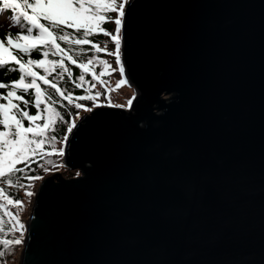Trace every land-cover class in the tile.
Instances as JSON below:
<instances>
[{"label":"water","instance_id":"water-1","mask_svg":"<svg viewBox=\"0 0 264 264\" xmlns=\"http://www.w3.org/2000/svg\"><path fill=\"white\" fill-rule=\"evenodd\" d=\"M121 61L131 107L77 119L18 264H264V0H128Z\"/></svg>","mask_w":264,"mask_h":264},{"label":"snow or ice","instance_id":"snow-or-ice-1","mask_svg":"<svg viewBox=\"0 0 264 264\" xmlns=\"http://www.w3.org/2000/svg\"><path fill=\"white\" fill-rule=\"evenodd\" d=\"M127 0H8L0 5V13L11 9L13 15L9 18L12 27L18 29L15 38L9 33L7 44L9 47H15L21 54L18 58L9 51V48L3 46L0 42V67L14 62L17 67L8 68V71H19L21 75L17 82L5 84L0 82V89H7L6 92L0 93V200L6 201L12 205L13 200L6 194V188L13 186L21 187L18 173H24L25 169L17 168V164L25 163L30 167L31 160L36 156H48L56 153L54 147L55 136H49L48 131H55L56 120L63 121L64 117L56 109V105L66 107L63 101L67 100L68 104L73 105L76 109L84 107L78 101L90 100L95 104V100L100 93L92 94L90 85L86 89L84 95L73 98V94L66 89H62L59 84L64 81L65 74L69 81H72L73 72L65 63L64 57L71 65H75L83 70V73L90 71L89 66L94 64V57L88 56L85 60L74 58L73 46H82L92 43L89 37L94 31L103 32L104 35H110L111 42L115 44V51L108 53L117 58L120 62V46L121 38L119 33L112 35L105 31L101 24L104 21L114 19L116 25H121L124 17V7ZM30 10V11H29ZM118 13L117 18L107 15V13ZM47 21V24L41 21ZM66 29H74L75 33L66 31ZM15 39V43H14ZM67 47H61V43ZM43 46V47H38ZM95 52L107 51V42L104 49L93 44ZM31 50H37L41 53L42 59L34 60L31 58ZM77 51L83 55L86 49L80 47ZM58 57L57 59H49V57ZM27 57V59H25ZM105 64V61H100ZM34 67L43 69L44 74L41 75L34 71ZM119 71L123 73V65L120 64ZM55 74V75H54ZM95 78V74H93ZM51 77V79H49ZM38 81H42L46 88H42ZM77 89L83 88L87 83L85 75H79V82L72 81ZM121 83H127L122 80ZM29 90H34L32 104L38 110L44 105L43 112L30 114L28 109L30 101L25 100L24 96L29 95ZM18 92L20 94H18ZM67 92V94H66ZM128 101L131 107L132 100ZM14 101L23 103L24 108ZM99 107L100 105H95ZM86 111H92V108H85ZM56 118L54 120L53 118ZM79 116L77 114L76 119ZM44 119L43 124H36L38 120ZM29 121V126L24 127L23 121ZM72 127H75V119L71 121ZM72 127L68 131H72ZM66 140V137H65ZM48 144L52 147V151H43L44 145ZM59 155H63V151L59 150ZM29 179H40V177H29ZM28 195H31L29 192ZM19 204V202H15ZM0 206H3L0 204ZM3 219L0 218V234H4L0 239V254L12 251L11 246L22 243L21 239H8L6 234L17 230H22L23 225L16 221V225H10L8 228L3 227Z\"/></svg>","mask_w":264,"mask_h":264},{"label":"trees","instance_id":"trees-1","mask_svg":"<svg viewBox=\"0 0 264 264\" xmlns=\"http://www.w3.org/2000/svg\"><path fill=\"white\" fill-rule=\"evenodd\" d=\"M5 2V0H0V5H2ZM9 3L12 2V0H8ZM16 2H20V0H16ZM125 8V7H124ZM30 11V10H29ZM13 15V12L11 9L5 10L4 12L0 13V42L3 43V46L6 48H9V51L12 52L14 55H17L18 58L21 55L18 52V49L15 47H9L7 44V38L9 33H11L12 37L15 38V36L18 34V29L16 27L11 26L10 17ZM107 15L112 16L113 18L118 17V13L116 12H110L107 13ZM42 23L47 24V21H41ZM101 27L111 33L112 35H116L119 33V36L121 38V25H116L114 23V19L111 21H104L101 24ZM66 31L75 33L74 29H66ZM89 40L92 41V43L88 45H82V46H73V52L70 54L74 55V58H77L78 60H85L88 56L94 57V64L90 65V71L88 73H83V70L75 65H71L69 61H67V58L64 57L65 63L73 72L72 81L79 82V75L84 74L87 83L84 84L83 88L77 89L74 87V84L72 81H69L67 74H65L64 81L59 84V86L62 89H66L68 92H71L73 94V98L84 95L86 93V89L90 87V85H95L94 88H92V94L95 95V93H100V96L95 100V104L93 101L90 100H84V101H78L80 104H82L84 107L80 109H76L73 105L68 104L67 100H64L63 103L66 105V107H60L59 104H57L55 107L57 111L61 113V115L64 117L63 121L56 120L54 117L53 119L56 120L55 122V131H48L49 136H55L56 140L53 142L54 147L56 149V153L53 155L48 156H36L31 160L30 167H28L27 164L21 163L17 164V168H23L25 169L24 173H18L17 175L21 177L19 180V184L22 185L21 187L13 186L11 188H6V194L13 200V204L9 205L6 201L0 200V204L3 206H0V218L3 219V227L8 228L10 225H16V221H19V224L23 225L22 230H19V225H16L17 230L8 232L6 234V238L8 239H21V231L22 236L24 235L25 229H26V222L21 218V212L25 210L27 207V202L30 197H32L35 187L38 183V181L45 176L46 174H49L51 172L59 171L64 169V176H70L72 175V171L68 170L64 166V159L63 155H59V150L63 151V144L66 141L65 137L68 136V128L71 126V121L75 119L76 116L82 115V113L89 112L86 111L85 108H92L97 107L95 105L100 106H112L117 107L121 104L120 100L121 97H117L114 90V83L113 79L116 77L118 82H122V80H125V72L121 73L119 71V67L121 64V60L118 63L117 58L114 55H109L108 53L115 51V44L114 42H111L110 35H104L103 32L94 31L93 35L89 37ZM14 39V43H15ZM59 42V41H58ZM105 42H107V51H100L99 53L95 52L93 49V44L100 47L101 49H104ZM61 43V47H67L66 45ZM43 47V46H38ZM83 47L84 49L88 50L85 54L81 55L77 49ZM120 53H121V46H120ZM31 58L34 60L42 59L41 53L37 50H31ZM58 57H49V59H57ZM27 59V57H25ZM100 61H105L107 65H110V67L106 68L105 64L100 63ZM11 67H17V65L14 64V62L9 63L7 65H4L0 67V82L5 84H10L12 82H17L19 76L21 73L19 71H8V68ZM124 69V68H123ZM34 71L38 72L39 74L43 75V69L34 67ZM95 74V78L93 76ZM55 75V74H54ZM111 75V77H110ZM51 79V77H49ZM127 80V79H126ZM38 83L41 84L42 88H46L47 86L43 84L42 81H38ZM125 87V89H129L126 92V98H122L125 102V106L128 105V101L133 98V92L134 88L130 85V83L127 81V83H122ZM7 89H0V93L6 92ZM131 91L129 94L128 92ZM30 94L25 95L24 99L30 101L28 106V111L30 114H37L39 112H43L44 105L40 106V109L38 110L36 107L33 106V96H34V90H29ZM18 94H20L18 92ZM67 94V92H66ZM14 103H17L20 105L21 108H24V105L20 101H14ZM99 106V107H100ZM2 118V117H0ZM45 121L44 119L38 120L35 123L36 124H43ZM24 127L29 126V121L24 120L23 121ZM43 151L48 152L52 151V147H50L48 144L44 145ZM29 177H40V179H29ZM31 193V195H28V193ZM19 202V204H16L15 202ZM4 234H0V239H2ZM21 244H14L11 246L12 251H9L4 254H0V264H17V255L21 248Z\"/></svg>","mask_w":264,"mask_h":264},{"label":"rangeland","instance_id":"rangeland-1","mask_svg":"<svg viewBox=\"0 0 264 264\" xmlns=\"http://www.w3.org/2000/svg\"><path fill=\"white\" fill-rule=\"evenodd\" d=\"M128 1V0H127ZM127 4V3H126ZM125 7H126V5H125ZM120 60H121V55H120ZM121 64H122V61H121ZM123 65V64H122ZM125 72V71H124ZM110 77H111V75H110ZM117 77V76H116ZM116 77H114V79L112 80L113 81V83H114V90H115V95L117 96V97H121V100H120V102H121V104L118 106V108H122V109H126V110H128L129 109V106L127 105V106H125V102H124V100L122 99V98H126V92L129 90V89H125V87H124V85L122 84V83H120V82H118L117 81V79H116ZM125 77H126V74H125ZM126 79H127V77H126ZM127 81H128V79H127ZM131 91H129L128 92V94L130 93ZM134 94H135V92H133ZM133 94V95H134ZM134 97V96H133ZM92 108H95V107H92ZM128 112V111H127ZM86 113V112H85ZM82 114H84V113H82ZM70 127H72V125L70 126ZM70 132L68 131V134H69ZM67 139V138H66ZM66 142V141H65ZM65 142H64V144H63V152H64V145H65ZM57 172H60L63 176H64V169H62V170H59V171H55V172H51V173H49V174H46L45 176H43L39 181H38V183H37V185H36V187H35V190H34V193H33V195H32V197H30L29 199H28V202H27V207L25 208V210L23 211V212H21V218L26 222L27 221V219L29 218V214H30V210H31V201H32V198H33V196H34V194H35V192H36V189H37V187H38V185H39V183H40V181L41 180H43L45 177H48V176H50V175H53L54 173H57ZM72 175H70V176H64L65 178H70V177H75V176H78L79 175V172L76 170V171H72V173H71ZM26 224H27V222H26ZM25 231H26V229H25ZM24 234H25V232H24ZM24 236V235H23ZM23 236H22V238H23ZM21 247H22V244H21ZM21 249V248H20ZM19 252H20V250H19ZM19 252H18V255H17V264H18V256H19Z\"/></svg>","mask_w":264,"mask_h":264}]
</instances>
